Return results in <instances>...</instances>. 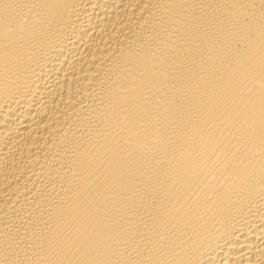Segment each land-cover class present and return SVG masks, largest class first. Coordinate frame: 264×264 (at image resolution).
<instances>
[{
    "label": "bare ground",
    "instance_id": "bare-ground-1",
    "mask_svg": "<svg viewBox=\"0 0 264 264\" xmlns=\"http://www.w3.org/2000/svg\"><path fill=\"white\" fill-rule=\"evenodd\" d=\"M0 264H264V0H0Z\"/></svg>",
    "mask_w": 264,
    "mask_h": 264
}]
</instances>
